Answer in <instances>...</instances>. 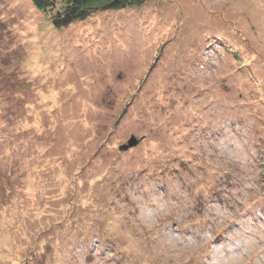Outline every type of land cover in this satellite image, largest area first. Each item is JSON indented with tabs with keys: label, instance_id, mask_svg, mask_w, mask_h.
<instances>
[{
	"label": "rangeland",
	"instance_id": "rangeland-1",
	"mask_svg": "<svg viewBox=\"0 0 264 264\" xmlns=\"http://www.w3.org/2000/svg\"><path fill=\"white\" fill-rule=\"evenodd\" d=\"M0 264H264V0H0Z\"/></svg>",
	"mask_w": 264,
	"mask_h": 264
},
{
	"label": "trees",
	"instance_id": "trees-1",
	"mask_svg": "<svg viewBox=\"0 0 264 264\" xmlns=\"http://www.w3.org/2000/svg\"><path fill=\"white\" fill-rule=\"evenodd\" d=\"M149 0H33V5L51 16L56 28L68 27L92 14L103 11H123L139 7ZM238 57V56H236Z\"/></svg>",
	"mask_w": 264,
	"mask_h": 264
},
{
	"label": "water",
	"instance_id": "water-1",
	"mask_svg": "<svg viewBox=\"0 0 264 264\" xmlns=\"http://www.w3.org/2000/svg\"><path fill=\"white\" fill-rule=\"evenodd\" d=\"M140 144V140H138L136 137H131V139L128 141V143L124 146H122L120 149L127 151L130 148L136 147Z\"/></svg>",
	"mask_w": 264,
	"mask_h": 264
}]
</instances>
